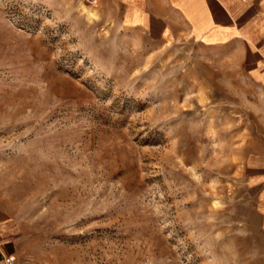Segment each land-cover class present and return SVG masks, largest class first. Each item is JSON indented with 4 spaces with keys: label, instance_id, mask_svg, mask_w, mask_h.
Listing matches in <instances>:
<instances>
[{
    "label": "rangeland",
    "instance_id": "1",
    "mask_svg": "<svg viewBox=\"0 0 264 264\" xmlns=\"http://www.w3.org/2000/svg\"><path fill=\"white\" fill-rule=\"evenodd\" d=\"M232 70L84 0H0V210L23 261L264 264V96Z\"/></svg>",
    "mask_w": 264,
    "mask_h": 264
},
{
    "label": "crops",
    "instance_id": "2",
    "mask_svg": "<svg viewBox=\"0 0 264 264\" xmlns=\"http://www.w3.org/2000/svg\"><path fill=\"white\" fill-rule=\"evenodd\" d=\"M93 11L151 38L198 46L206 58L229 59L232 73L264 96V0H98ZM246 170L264 235V133L248 144ZM23 252L14 222L0 210V264L8 254L23 261Z\"/></svg>",
    "mask_w": 264,
    "mask_h": 264
},
{
    "label": "built area",
    "instance_id": "3",
    "mask_svg": "<svg viewBox=\"0 0 264 264\" xmlns=\"http://www.w3.org/2000/svg\"><path fill=\"white\" fill-rule=\"evenodd\" d=\"M89 5H95L98 0H84ZM5 264H26L20 260L14 254H8L4 257Z\"/></svg>",
    "mask_w": 264,
    "mask_h": 264
}]
</instances>
